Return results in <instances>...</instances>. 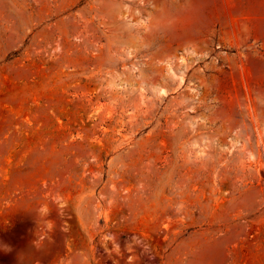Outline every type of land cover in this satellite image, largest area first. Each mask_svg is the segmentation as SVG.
I'll return each mask as SVG.
<instances>
[{
    "label": "rangeland",
    "instance_id": "rangeland-1",
    "mask_svg": "<svg viewBox=\"0 0 264 264\" xmlns=\"http://www.w3.org/2000/svg\"><path fill=\"white\" fill-rule=\"evenodd\" d=\"M0 264H264V0H0Z\"/></svg>",
    "mask_w": 264,
    "mask_h": 264
}]
</instances>
